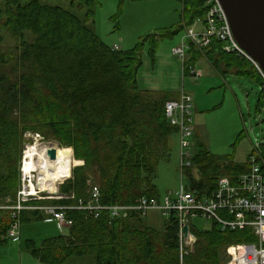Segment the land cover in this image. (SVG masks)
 Segmentation results:
<instances>
[{"label":"trees","instance_id":"trees-1","mask_svg":"<svg viewBox=\"0 0 264 264\" xmlns=\"http://www.w3.org/2000/svg\"><path fill=\"white\" fill-rule=\"evenodd\" d=\"M177 1L181 5L177 25L161 28L122 51L106 45L90 26L97 0H72L71 6L84 12L82 18L39 0H0V30L15 41L12 50H4L0 35V204L15 201L24 135L29 132L72 148L75 163L83 165L73 168L71 179L58 188L70 198L28 201L27 206H72L87 196L89 181L98 187L103 205L158 199L157 166L178 139V129L170 125L164 110L165 102L174 97L139 89L137 72L145 42L153 59L158 40L204 19V0ZM201 58L217 68L221 63L233 66L239 75L261 85L254 68L224 53L216 40L203 49L190 45L187 73ZM261 148L264 164V144ZM223 158L203 148L194 152L191 166L184 170L186 189L204 197L221 177L233 182L249 168V161L241 166ZM65 216L72 222L65 235L40 246L25 241L24 248L39 262L65 264L72 257H90L93 264H225L228 246L256 241L249 228L223 232L215 225L202 231L193 227L196 241L182 254L174 217L158 230L135 212L126 219H110L107 212L94 219L78 210H67ZM44 219L37 210L21 214V224ZM10 222L9 212L0 211V242L6 241Z\"/></svg>","mask_w":264,"mask_h":264},{"label":"built area","instance_id":"built-area-1","mask_svg":"<svg viewBox=\"0 0 264 264\" xmlns=\"http://www.w3.org/2000/svg\"><path fill=\"white\" fill-rule=\"evenodd\" d=\"M205 17L196 20L191 27H184L179 44L172 48L171 53L180 60L182 69L185 68L187 52L190 45L203 49L213 40L222 44V51L248 61L261 79L260 113L264 114V72L259 65L236 42L226 15L218 0H204ZM202 23V30L196 31L195 26ZM113 49L117 50L115 46ZM185 70V69H184ZM188 73L197 78L199 72L193 67ZM192 98L181 92L177 100H169L164 104L165 116L171 126L178 129V145L180 149V187L176 192L168 193L162 202L156 199L141 197L131 205H103L100 192L96 185L88 182L87 196L79 198L72 206L59 204H44L27 206L28 201H59L70 198L58 192V188L72 177L74 164L69 161V176L56 184L54 192L40 189L38 162L47 160L57 163L58 151L69 150L72 161L73 152L70 147L60 146L44 141L38 134L26 133L19 165L20 186L13 204H0V211L9 212L10 226L6 232L7 239H18L21 226V214L25 210H37L46 216V221H55L59 225L69 227L71 220L67 219V210H78L96 219L107 212L110 219H126L131 213L146 218L151 211L158 212L162 217H174L178 228L179 250L183 254L190 251L196 241L191 233L195 227V218L210 220L220 231L252 230L256 239L253 243L233 244L226 248L229 261L225 264H264V164L255 155L249 157V168L241 173L235 181L221 177L216 188L207 196L198 197L195 192L186 189L184 170L191 166V137L193 124L191 116ZM36 138L32 142L28 138ZM49 149H55L56 156L51 160L47 155ZM42 157H40V154ZM83 162V161H82ZM35 164V165H34ZM83 164V163H81ZM188 226L187 236L183 227Z\"/></svg>","mask_w":264,"mask_h":264},{"label":"rangeland","instance_id":"rangeland-1","mask_svg":"<svg viewBox=\"0 0 264 264\" xmlns=\"http://www.w3.org/2000/svg\"><path fill=\"white\" fill-rule=\"evenodd\" d=\"M39 1L75 12L81 18L84 14L83 11L80 12L71 6L72 0ZM97 2L90 26L106 45L111 47L123 46L122 50H130L149 35L157 34L159 29L175 26L180 22L181 6L177 0H97ZM173 8H176V11H172ZM201 25L203 24L200 23L198 26L202 30ZM183 32L184 29L174 36L165 37L158 41H162L160 45L163 44L168 48L170 46L175 47ZM0 35L3 37L1 44L3 49L12 50L15 41L2 30H0ZM121 40L124 41L123 45ZM147 49L148 42H145L144 52L147 53ZM187 77L184 78L185 84H188L187 86L198 85L197 82L190 83ZM228 81L234 95L230 90H227L224 102L222 92L212 93L208 97L204 95V108L219 103L221 105L198 114L197 119L196 117L194 119L191 112L193 124L191 143H193V146L190 153L192 155L193 152L203 148L211 154L224 157L223 159L241 166L248 165V159L251 155H255L259 162H262L261 147L264 144V114L259 111L260 102L259 105L257 103L258 95L260 99L261 85L249 79L240 80L241 84L235 83L231 77L228 78ZM200 92L202 93V90ZM33 140L38 141L34 137L27 139L30 142ZM49 142L59 145L54 141ZM62 151L64 154L70 155L68 151ZM179 162L180 149L176 138L172 144L170 155L161 160L157 166L155 178L159 195L157 201L162 202L168 193L176 192L179 189L181 180ZM73 163L75 164L74 168L83 165L81 164L82 161L77 164L73 160ZM91 177L90 179L94 181V178ZM182 181L184 183V177ZM166 221L167 219L156 211L149 212L145 220L147 225L158 230L164 228ZM192 224L201 231L208 230L213 226L210 220L201 217L195 218ZM55 227L53 223L45 224L42 221L22 223L19 230V242L13 243L7 240L0 244V264H30L29 261L35 264L32 260L33 257L24 248L25 241L34 240L36 246H40L44 239L61 234L58 230H54ZM65 231L63 232L65 233ZM20 252L22 253L20 254ZM65 264H83V259L72 257Z\"/></svg>","mask_w":264,"mask_h":264},{"label":"crops","instance_id":"crops-1","mask_svg":"<svg viewBox=\"0 0 264 264\" xmlns=\"http://www.w3.org/2000/svg\"><path fill=\"white\" fill-rule=\"evenodd\" d=\"M172 11H176V8H173ZM180 19H181V14H180ZM198 25L199 24L195 26L196 31L201 30V28ZM121 43L123 45L124 41L121 40ZM161 43L162 41L161 42L158 41V47H157V50L155 52L153 59H151V57L146 52H143L144 55L142 56V65L137 72L138 88L141 90H146V91L164 92V93L172 94L174 97L173 100H177L181 92L185 93L186 95H189L192 98V106H191L192 111L191 112L194 115L193 116L194 119L195 117L197 119L198 114H201L204 111H209L221 105L219 103L213 106H209V108L208 107L204 108V105H203L204 95L208 97L212 93L222 92L223 102L225 100L227 90H230V92L234 95V91L231 89V84L228 81L229 77L233 78L234 82L237 84H241L240 80L242 79H249V80H252L253 82H256L252 78H249L244 75H239L237 69H235V67L233 66L227 67L225 64L221 63L220 68H217L205 58H201L194 62L193 68L199 72V76L197 78H194L189 73H187L186 68H184L185 70L182 69L180 60L176 58L174 55H172L171 48L173 46H170L168 48L163 44L160 45ZM116 47L120 50L123 49L122 48L123 46L121 47L116 46ZM250 66L253 67L251 64ZM186 76H188L187 78L190 80V83L197 82L198 85L197 86H187L188 84H185V79H184L186 78ZM201 90H202V93L200 92ZM257 103L259 105V95H258ZM194 129H195V126H194ZM192 146H193V143H191V147ZM41 221L44 222L45 224H51V223L55 224L56 227L54 228V230H58L59 232H61V234H58V235L54 234L55 236H51L50 238L57 237L59 235H65L69 228L66 226L59 225L55 221H46V216H45V219ZM64 230H66L65 233L63 232ZM50 238H46L43 241L50 239ZM7 240L13 243H16L20 241V238L18 239H7L6 238V241ZM32 241L35 244V241L34 240ZM3 243L4 242H0V244H3ZM21 253L22 252H20V254ZM20 258H21V255H20ZM80 258L83 259V264H93V261L90 257H80ZM32 260H34L35 264H43L34 257ZM21 263H22V260H21ZM29 263L33 264L30 261Z\"/></svg>","mask_w":264,"mask_h":264},{"label":"water","instance_id":"water-1","mask_svg":"<svg viewBox=\"0 0 264 264\" xmlns=\"http://www.w3.org/2000/svg\"><path fill=\"white\" fill-rule=\"evenodd\" d=\"M239 46L264 72V0H218ZM47 155L55 159V149ZM187 236L188 226L183 227Z\"/></svg>","mask_w":264,"mask_h":264},{"label":"bare ground","instance_id":"bare-ground-1","mask_svg":"<svg viewBox=\"0 0 264 264\" xmlns=\"http://www.w3.org/2000/svg\"><path fill=\"white\" fill-rule=\"evenodd\" d=\"M40 157H42L41 153ZM65 155V156H63ZM71 156L68 154H64L62 150L58 151V158L59 160L57 163H51L47 160H44L43 162H38L37 166L39 168V185L40 189L48 192H54L56 190V184L61 181L63 178L69 176V162L62 160L63 159H69L71 160V165L73 163ZM74 164V163H73ZM35 165V164H34ZM75 165V164H74Z\"/></svg>","mask_w":264,"mask_h":264}]
</instances>
